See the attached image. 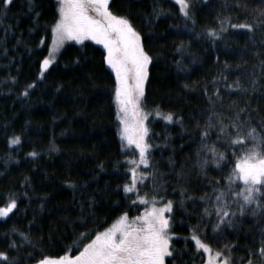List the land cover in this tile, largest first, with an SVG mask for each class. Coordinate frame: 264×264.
<instances>
[{"label": "trees", "instance_id": "obj_1", "mask_svg": "<svg viewBox=\"0 0 264 264\" xmlns=\"http://www.w3.org/2000/svg\"><path fill=\"white\" fill-rule=\"evenodd\" d=\"M33 4L32 9L28 0L0 5V13L7 7L0 16V206L10 199L17 202L0 219V251L16 264H34L44 255H76L95 235L93 229L109 227L124 211L142 212L138 201L129 205L135 197L122 188L131 175L129 155L119 137L116 79L104 60L106 51L87 40L68 42L42 73L58 0H33ZM190 4L185 17L173 0H109L110 10L130 21L152 57L143 106L163 114L146 120V139L152 147L150 163L142 172L151 176L138 187L150 197L156 192L174 202L176 264H205V252L191 239L198 224L204 228L198 234L214 251L230 244V250H223L240 264L252 249L253 264H259L255 249L264 215L246 211L232 228L221 225L222 237L213 231L214 214L201 219L205 207L211 211L208 200L214 196L213 188L224 186L223 177L235 157L229 154L217 168L209 153V164L201 169L204 149L199 133L208 125L209 112L215 114L213 124L216 117L227 124L237 113L241 122L247 115L257 128L264 119L260 64L264 26L257 23L264 19L260 14L264 0H190ZM222 21L226 30L209 37L206 29L221 30ZM243 23L254 27L230 26ZM164 113H172L173 119L157 118ZM15 137L20 139L12 144ZM215 138L213 130L209 143ZM217 148L227 151L222 143ZM202 195L206 200L199 199ZM77 232L86 235L78 237Z\"/></svg>", "mask_w": 264, "mask_h": 264}, {"label": "snow or ice", "instance_id": "obj_2", "mask_svg": "<svg viewBox=\"0 0 264 264\" xmlns=\"http://www.w3.org/2000/svg\"><path fill=\"white\" fill-rule=\"evenodd\" d=\"M11 3L12 0H0V5L3 6ZM176 3L180 6L179 11L185 17H189L190 0H176ZM28 6L29 9L35 7L33 0H28ZM6 12L7 7H4L0 16L5 15ZM260 14L264 17V8L260 10ZM257 23L264 26V19ZM230 26L248 30L254 27L252 23ZM224 30L226 29L222 21L221 30L208 28L206 32L209 37H218ZM51 31L53 49L50 56H45L42 61L41 67L44 69L52 63L55 51L65 40L82 41L87 37L98 41L106 49L104 60L115 72L117 116L122 126L120 136L139 150V159L129 160L132 167L127 171L131 175L129 182L122 185L123 192L135 197V200H129V205L134 206L139 201L148 206L139 215L132 217H129L127 211L122 212L102 231L93 229L95 235L90 236L87 243H82L76 255L72 256L67 252L57 257L44 255L37 259L35 264H166V258H170V264H176V256H174L176 250L172 246V237L176 233L171 230L174 202L156 192L149 198L147 193L141 194L138 187V182L143 185V181L151 176V173L146 171L138 173L137 169L140 165L150 163L149 150L152 147L146 139L149 129L145 119L148 114L140 107L152 57L144 50L140 33L127 18L117 16L110 10L109 0H59L58 18L51 26ZM176 47L180 50L182 44ZM260 64L264 65V60H261ZM225 67L228 65L225 64ZM235 86L238 88L239 84L236 83ZM244 111L240 109V112ZM160 114L159 111L156 112L157 116ZM214 115L209 112L208 125L201 128L199 133L202 141L200 148L204 149V159L199 161L200 167L205 169L209 164V153L211 164L217 168L221 167L222 162H227L229 154L235 158L230 172L223 177L224 186L213 188L214 196L208 200L211 203V211L205 207L201 219L212 217L214 214L213 231L218 237H222L223 232L219 231L221 225L232 228L236 218L246 211L250 210L253 216L257 213L264 215V119L257 128L247 115L241 122L237 113L236 118L230 119L227 124L216 117V123L213 124L211 120ZM164 119L171 121L173 114L164 115ZM213 130L216 138L209 143ZM19 139L15 137L10 142L16 144ZM217 143H222L227 151L219 150ZM237 148L240 149L238 155ZM236 181L242 182V186L236 185ZM65 183L75 187L71 181ZM209 183L213 182L209 181ZM214 183L218 185L220 181L216 180ZM199 199L206 200V195H202ZM16 203L15 199H10L6 205L0 206V217L7 216L16 207ZM203 232L204 228L198 224L192 231L191 239L195 241L197 249H203L209 254L206 264H234L231 255L223 250H230L231 245H222V250L214 251L209 243L201 239L200 234ZM76 235L85 236L86 233L77 232ZM260 236L261 240L255 252L259 253V264H264V226L260 228ZM11 247L14 248L15 244ZM253 255L254 251L248 249V259L240 258V264H253ZM0 264H16V262L9 260L6 251H0Z\"/></svg>", "mask_w": 264, "mask_h": 264}, {"label": "rangeland", "instance_id": "obj_3", "mask_svg": "<svg viewBox=\"0 0 264 264\" xmlns=\"http://www.w3.org/2000/svg\"><path fill=\"white\" fill-rule=\"evenodd\" d=\"M173 1H175L176 2V0H173ZM58 4H59V0H58ZM179 6V5H178ZM180 7V6H179ZM91 41V42H93V43H95V44H97V45H99V46H101L105 51H106V49L104 48V46L102 45V44H100L98 41H96V40H92L91 38H85L84 40H82V41H77V40H75V39H72V40H65L64 42H63V44H62V46H60L59 48H58V50H56L55 51V53H54V59L52 60V62L55 60V58L57 57V55H58V53L60 52V50L62 49V47L66 44V43H68V42H76V43H81V42H83V41ZM52 49H53V34H52V41H51V44H50V48H49V53H48V56H50V54H51V52H52ZM108 65V64H107ZM108 67L113 71V73H114V75H115V72H114V70L111 68V66H109L108 65ZM46 69H44V68H42L41 67V72L43 73L44 71H45ZM146 82V81H145ZM144 87H145V85H144ZM114 97H115V92H114ZM115 104H116V108H117V112H118V106H117V103H116V100H115ZM140 107H141V109L145 112V113H147L148 115H147V118L145 119V124H146V120L149 118V117H151V116H157L156 115V112L157 111H147L145 108H144V106H143V97L141 98V103H140ZM161 113V112H160ZM165 114V113H164ZM166 115V114H165ZM159 116H163V114L161 113ZM117 118H118V116H117ZM157 118H163L164 119V117H157ZM147 126V125H146ZM121 123H120V120H119V118H118V131H119V137H120V140H121V144H122V147H123V149L125 150V151H127V153H128V160H127V163H128V165H129V167H132V165H130L129 164V160H132V159H139V150L135 147V145H129L128 143H127V141L125 140V139H123L121 136H120V130H121ZM147 165H140L139 167H138V169H137V172L139 173V172H142V168H145ZM141 192H142V190H141ZM141 194H144V193H141ZM148 197L150 198V196L148 195ZM138 203H140V205H141V207H142V210L145 208V207H147L148 205H145L144 203H142V202H139L138 201ZM141 213V212H140ZM139 213V214H140ZM9 214V213H8ZM139 214H137V215H139ZM167 214V213H166ZM132 216H136V215H129V217H132ZM4 217H6V216H4ZM4 217H0V219H2V218H4ZM203 250V249H202ZM205 255H206V261H207V259H208V253H205ZM72 256H74V255H72ZM206 261H205V264H206ZM35 264V263H34Z\"/></svg>", "mask_w": 264, "mask_h": 264}]
</instances>
